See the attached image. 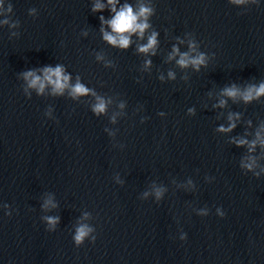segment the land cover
Masks as SVG:
<instances>
[{
    "label": "water",
    "instance_id": "1",
    "mask_svg": "<svg viewBox=\"0 0 264 264\" xmlns=\"http://www.w3.org/2000/svg\"><path fill=\"white\" fill-rule=\"evenodd\" d=\"M125 5L152 14L121 48L105 21ZM112 7L0 0V264H264V95L224 93L264 83V0ZM57 66L90 92L24 75Z\"/></svg>",
    "mask_w": 264,
    "mask_h": 264
},
{
    "label": "clouds",
    "instance_id": "2",
    "mask_svg": "<svg viewBox=\"0 0 264 264\" xmlns=\"http://www.w3.org/2000/svg\"><path fill=\"white\" fill-rule=\"evenodd\" d=\"M237 3H244L245 0H235ZM115 3L116 0H109V4L113 5L112 11L116 12L115 9ZM103 5L96 4L94 6V11H98L103 9ZM152 14V9L149 7L141 6L138 13H134L133 9L129 5H125L120 11L116 12V15L113 19L105 21L107 24H109L113 30L112 33H109L107 31L104 32V39L110 42L113 45H119L121 48H127L130 44V37L128 35H125V33H136L139 32V35L143 37L144 31L146 28L149 27V24L147 23V17ZM139 17H144V22H138ZM103 20V17H101ZM4 23H7V21H4ZM157 33L153 32L151 36L148 38V43L144 44L140 47L141 52H149L150 50L153 51L157 44ZM194 49V45H193ZM179 52L178 48H174L172 56H174L176 53ZM172 56L169 58L171 59ZM148 64L151 63V61L147 62ZM178 63L181 66H187L188 64H192L199 68V66L203 63H205V57L203 54H200L199 56L192 58L189 57L188 53H182L181 58L179 59ZM64 70L62 66H57L55 68L52 67H46L45 68V77L42 80L39 76L35 75L33 71H28L24 73L25 78L29 79V84L31 87H38L39 91L42 93L44 91V88L46 86V82L53 85V92L62 94L65 90V88L71 87V95L75 97H79L82 95H86L90 92V89L85 87L84 84L77 82L74 86H70L69 79L70 77L63 74ZM170 76L173 75V73H169ZM225 95L229 97L235 98L237 95H243V99L245 101H250L255 97H259L260 95H264V83H261L259 87H256L255 85L249 87L245 92L241 93L239 89H237L235 86L224 89ZM94 94V93H93ZM97 100L99 101L97 104L94 105V111L99 114L101 112H104L106 110V104L103 99L100 97H97ZM222 105L225 103V101L220 102ZM235 127V124L230 125L228 129H224L223 126L221 127V130L224 131H230L231 128ZM257 138H260V133L257 132ZM238 144H246L248 143L247 140L241 139L237 141ZM257 141L251 142L250 151H253L255 148ZM261 144H264V139L260 140ZM255 163V160L253 159V163H249L246 165L249 169L253 167V164ZM159 195V193H157ZM51 203V201H49ZM55 206V205H53ZM223 215V214H222ZM49 223L55 224L57 222L56 217H48L47 218ZM92 231V229L88 228L87 225H83L78 228L75 241L77 244L81 243L84 238L89 234V232Z\"/></svg>",
    "mask_w": 264,
    "mask_h": 264
}]
</instances>
